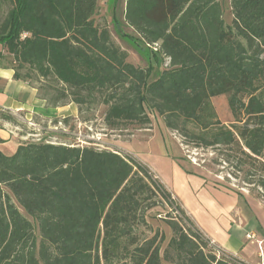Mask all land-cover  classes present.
Returning a JSON list of instances; mask_svg holds the SVG:
<instances>
[{
    "label": "trees",
    "instance_id": "obj_1",
    "mask_svg": "<svg viewBox=\"0 0 264 264\" xmlns=\"http://www.w3.org/2000/svg\"><path fill=\"white\" fill-rule=\"evenodd\" d=\"M99 2L0 0V44L16 79L45 84L38 90L51 108L105 107L112 130L147 128L158 115L187 146L218 152L264 202V0H231L230 27L219 0H126L125 21L139 37H122L158 66L169 60L152 82L154 66L131 64L96 24ZM224 95L229 126L212 103ZM0 120L17 122L1 109ZM161 204L175 207L172 194L131 157L22 143L13 156L0 152V264H237L218 258L177 205L191 228L170 217L172 252L162 255L165 238L143 235Z\"/></svg>",
    "mask_w": 264,
    "mask_h": 264
},
{
    "label": "rangeland",
    "instance_id": "obj_2",
    "mask_svg": "<svg viewBox=\"0 0 264 264\" xmlns=\"http://www.w3.org/2000/svg\"><path fill=\"white\" fill-rule=\"evenodd\" d=\"M223 6L224 22L227 27L232 25L233 14L231 8V0H219ZM8 5H3V15L7 13ZM126 14V0H100L95 22L102 28L110 30L115 43L128 53V61L140 68H148L150 65L154 66L152 77L150 81H154L160 72L169 68V60L161 58V65L158 66L157 62L150 55L145 52L141 54L135 45H132L125 40L122 35L129 34L138 38L137 33L130 28L125 21ZM145 47V45H143ZM154 51L155 47H150ZM36 87H45L43 83L34 81L32 83ZM45 91L40 92V95H45ZM212 103L216 109L220 121L224 125H231L234 123L231 110L229 108V96L224 95L212 99ZM105 112L106 108L97 106L89 112L80 115V123L71 126L68 130L69 133L88 137L90 139V146L98 150H115L125 157H131L138 162H143L149 165L157 174L158 178L150 170L153 179L163 181L170 185V176L172 174V160L170 159H184L183 164L189 170H194L204 175L209 181L223 185L234 191H240L249 198L262 204L264 202L257 198V188L248 185L245 182V176L239 172L232 164H226L215 150L196 149L193 146H187L184 140L175 132L168 130L165 126L163 118L158 115L151 114V126L141 128L136 125H126L120 130H112L105 125ZM16 123H10L12 129L16 132L19 142L27 143H45L50 142L53 144H62V138L58 137V132L63 131L62 126L50 128L45 121L37 122L40 128L32 126L31 122L26 123L21 117H16ZM70 124V123H69ZM16 129V130H15ZM51 129V130H50ZM29 135V136H28ZM27 137L26 140H21V137ZM134 137H139L134 139ZM76 139V137H73ZM118 145V146H117ZM120 147V148H118ZM131 154L127 153L126 150ZM133 154V155H132ZM14 155V154H13ZM12 155V156H13ZM180 161V160H179ZM177 161L182 167L183 165ZM142 164V163H141ZM144 165V164H142ZM145 166V165H144ZM146 167V166H145ZM183 168V167H182ZM185 170V169H184ZM175 207L167 204H161L158 208L154 209L149 214L150 228L144 230L143 235L152 238L156 232H159L165 238L162 245V255L166 251L172 252L171 242L174 238V233L168 225L170 217L181 221L186 229L191 228V225L184 221L180 211L176 209V205L180 206L174 199ZM24 213V211L21 209ZM24 215L33 223L40 243V231L38 224L35 220ZM192 230L198 229L193 225ZM215 254L218 258H225L231 262L243 263L234 256L225 253L223 250L213 246ZM207 250H210L209 248ZM173 255L174 252L172 253ZM165 264H175L166 262Z\"/></svg>",
    "mask_w": 264,
    "mask_h": 264
},
{
    "label": "crops",
    "instance_id": "obj_3",
    "mask_svg": "<svg viewBox=\"0 0 264 264\" xmlns=\"http://www.w3.org/2000/svg\"><path fill=\"white\" fill-rule=\"evenodd\" d=\"M0 109L10 112L15 117H21L26 123L34 122L32 126L35 128H40L37 123L40 121H45L51 129L56 128L55 130L62 126L64 130L58 132L57 136L63 139L61 140L63 145L82 148L90 146L88 137L77 136L68 131L71 126L80 123L79 108L74 104L59 108L49 107L47 101L40 95L38 87L16 79V62L1 44ZM66 120L68 122H64ZM17 136L10 123L0 120L1 153L6 156L16 153L22 144ZM26 138L22 136L21 140ZM136 138L139 137H134ZM108 151L115 152V150ZM126 152L131 154L127 150ZM170 160H172L170 185L160 182L172 194L198 231L214 246L245 264H264L262 204L240 191L213 183L204 175L187 169L183 164L184 159ZM177 161L183 165V168ZM140 163L158 178L149 165L142 161ZM248 236L253 238L250 239Z\"/></svg>",
    "mask_w": 264,
    "mask_h": 264
},
{
    "label": "built area",
    "instance_id": "obj_4",
    "mask_svg": "<svg viewBox=\"0 0 264 264\" xmlns=\"http://www.w3.org/2000/svg\"><path fill=\"white\" fill-rule=\"evenodd\" d=\"M156 49L155 50H158L159 49V46L158 45H155L154 46ZM47 143H50V142H47ZM173 199H174V197H173ZM250 239H252L253 238V236H248ZM209 243L211 244V246H214V244L213 243H211L210 241H209ZM236 258V257H235ZM235 263H237V262H235ZM237 264H241V263H237Z\"/></svg>",
    "mask_w": 264,
    "mask_h": 264
}]
</instances>
